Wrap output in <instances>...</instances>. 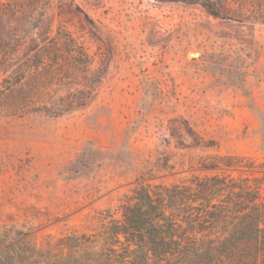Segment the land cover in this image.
I'll use <instances>...</instances> for the list:
<instances>
[{
	"label": "rangeland",
	"instance_id": "1",
	"mask_svg": "<svg viewBox=\"0 0 264 264\" xmlns=\"http://www.w3.org/2000/svg\"><path fill=\"white\" fill-rule=\"evenodd\" d=\"M241 4L51 0L50 35L70 32L105 74L83 110L0 116V227L42 246L90 232L140 184L194 175L248 177L264 195V24L223 18L248 24ZM218 57L243 87L209 67ZM227 156L253 167H202Z\"/></svg>",
	"mask_w": 264,
	"mask_h": 264
},
{
	"label": "trees",
	"instance_id": "2",
	"mask_svg": "<svg viewBox=\"0 0 264 264\" xmlns=\"http://www.w3.org/2000/svg\"><path fill=\"white\" fill-rule=\"evenodd\" d=\"M50 3L0 0V116H63L96 99L105 68H93L84 45L67 30L58 27L50 35L42 23ZM241 5L234 11H245L248 24L223 18L251 29L264 24V0ZM208 63L243 87L240 67L219 57ZM221 159L202 167H253ZM98 223L42 246L1 226L0 264H264V195L248 177L194 175L180 183L140 184Z\"/></svg>",
	"mask_w": 264,
	"mask_h": 264
}]
</instances>
